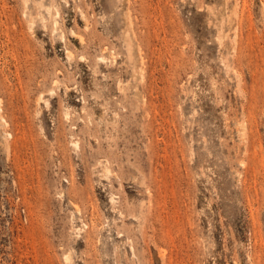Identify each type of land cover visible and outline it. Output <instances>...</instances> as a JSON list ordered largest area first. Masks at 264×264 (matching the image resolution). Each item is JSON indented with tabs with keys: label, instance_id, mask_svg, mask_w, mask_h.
I'll list each match as a JSON object with an SVG mask.
<instances>
[{
	"label": "rangeland",
	"instance_id": "1",
	"mask_svg": "<svg viewBox=\"0 0 264 264\" xmlns=\"http://www.w3.org/2000/svg\"><path fill=\"white\" fill-rule=\"evenodd\" d=\"M0 264H264V0H0Z\"/></svg>",
	"mask_w": 264,
	"mask_h": 264
},
{
	"label": "bare ground",
	"instance_id": "2",
	"mask_svg": "<svg viewBox=\"0 0 264 264\" xmlns=\"http://www.w3.org/2000/svg\"><path fill=\"white\" fill-rule=\"evenodd\" d=\"M5 137V136H4Z\"/></svg>",
	"mask_w": 264,
	"mask_h": 264
}]
</instances>
